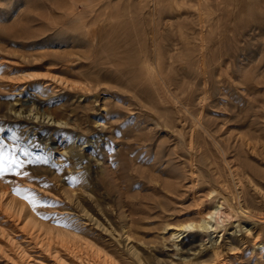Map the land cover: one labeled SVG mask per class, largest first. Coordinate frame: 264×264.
I'll use <instances>...</instances> for the list:
<instances>
[{
    "label": "rangeland",
    "instance_id": "obj_1",
    "mask_svg": "<svg viewBox=\"0 0 264 264\" xmlns=\"http://www.w3.org/2000/svg\"><path fill=\"white\" fill-rule=\"evenodd\" d=\"M0 145V264H264V0H0Z\"/></svg>",
    "mask_w": 264,
    "mask_h": 264
},
{
    "label": "bare ground",
    "instance_id": "obj_2",
    "mask_svg": "<svg viewBox=\"0 0 264 264\" xmlns=\"http://www.w3.org/2000/svg\"><path fill=\"white\" fill-rule=\"evenodd\" d=\"M240 177V176H239ZM220 203V202H219ZM233 208V207H232ZM32 211V210H31ZM241 211L243 212V213H245L246 211H244L243 210V208H241ZM103 212V211H102ZM221 211H220V207L219 206H216V207H214L213 209H212V211L210 212V215H209V218H213V216L214 215H219L218 213H220ZM31 213H33V212H31ZM241 213V212H240ZM222 214V213H221ZM29 215H30V212H29ZM34 215V214H33ZM32 216V215H31ZM30 216V218H29V221L30 222H35V220L36 219H34L33 217H31ZM225 216V215H224ZM34 217H36V216H34ZM218 219H219V217H218ZM202 222H201V226H203V228H205L206 230H207V227H208V225H209V221L208 220H206V218L205 217H202V220H201ZM188 225V224H187ZM211 227V226H210ZM180 234V233H179ZM133 250V249H132ZM139 251V250H138ZM130 253V252H129ZM137 253V252H136ZM133 256V255H132ZM135 256L137 257V259L138 260H140V258H139V256L137 255V254H135ZM146 256H147V254H146ZM145 256V257H146ZM157 257V256H156ZM148 260V259H147ZM137 262V261H136ZM145 262V261H144ZM160 264V263H159Z\"/></svg>",
    "mask_w": 264,
    "mask_h": 264
},
{
    "label": "snow or ice",
    "instance_id": "obj_3",
    "mask_svg": "<svg viewBox=\"0 0 264 264\" xmlns=\"http://www.w3.org/2000/svg\"><path fill=\"white\" fill-rule=\"evenodd\" d=\"M2 147L3 145H0V148ZM5 163L13 166L17 164L15 160H8L7 156L4 155L2 151H0V173L9 170L8 168L4 167Z\"/></svg>",
    "mask_w": 264,
    "mask_h": 264
}]
</instances>
